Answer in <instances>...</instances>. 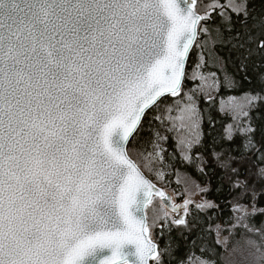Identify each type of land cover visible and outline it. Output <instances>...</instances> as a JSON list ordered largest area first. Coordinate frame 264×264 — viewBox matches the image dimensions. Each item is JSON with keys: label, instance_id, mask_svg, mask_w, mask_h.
I'll use <instances>...</instances> for the list:
<instances>
[{"label": "snow or ice", "instance_id": "6c2138e0", "mask_svg": "<svg viewBox=\"0 0 264 264\" xmlns=\"http://www.w3.org/2000/svg\"><path fill=\"white\" fill-rule=\"evenodd\" d=\"M195 4L0 0V264H165L173 246L153 239L157 220L150 224L146 211L153 197L161 202V236L165 226L192 233L200 223L189 219L191 198L176 204L149 178L164 180L162 169L175 162L162 145L178 121L190 133L177 145L186 149L182 160L208 177L196 185L199 192L211 190L209 168L218 169L217 191L226 185L231 197L228 231L259 234L258 242L248 240L243 264H264V222L249 224L264 216V143L255 140L248 118L264 100V14L253 15L248 0H231L236 21L222 12L213 26L219 5L199 15ZM204 37L227 48L233 71L219 56L209 63ZM250 67L258 70L257 84L245 93L248 111L241 107L237 123L225 129L229 146L193 157L200 139L191 133L207 111L200 99L212 105L209 92L251 84ZM186 79L193 87L185 91ZM195 208L219 205L203 200ZM223 230L216 226L218 236Z\"/></svg>", "mask_w": 264, "mask_h": 264}, {"label": "trees", "instance_id": "16d2710c", "mask_svg": "<svg viewBox=\"0 0 264 264\" xmlns=\"http://www.w3.org/2000/svg\"><path fill=\"white\" fill-rule=\"evenodd\" d=\"M231 3V0H197L195 10L200 14H205L210 10L209 6L216 4L219 5L214 10H212V21L213 26L217 25L221 21L220 13H224L225 16L231 14V10L227 7ZM249 9L252 11L253 15L264 14V0H248ZM202 14V15H203ZM232 20L235 22L237 17L231 14ZM201 27L204 26V22H201ZM206 39V55L209 58V63H213L212 57L219 56L222 58L223 62L228 64V70L233 71L231 63L228 62V51L227 48L222 47L219 44L213 46V41L209 37H204ZM201 39L197 40V43H201ZM197 50L194 48L189 56L187 62V73L191 74L192 66L196 61ZM205 71H215V69H205ZM257 69L249 68L248 76L251 84L248 81L243 82V87L236 88L234 90L221 89L219 94L214 91L209 92V95L215 96L214 104L208 105L204 103L203 98L199 101V107L201 109H207L203 113V116L199 115L196 118V128L191 135L199 137L200 143L195 146L194 151L191 153L195 157L196 153L199 152L203 154L206 158H210L211 152L215 147L219 150L220 147L229 146L226 141L223 140L225 129L229 125H235L238 120V111L241 107L245 111H248L247 97L245 93L249 91L250 88H255L256 73ZM237 80L241 79V76L236 77ZM198 83V82H197ZM193 87V84L187 79L184 81V89L187 90ZM179 99V98H176ZM168 103L173 102L172 97L166 98ZM179 105H177V109ZM177 109L173 110V115H177ZM152 113H149L151 115ZM211 117V122L209 120ZM236 117L237 119H234ZM251 120L252 127L256 129L254 133V138L258 143H264V100H261L258 104L252 106L249 112V117ZM177 129L171 132H166L164 135L168 137L167 142L162 146L167 150L165 155L174 154L175 162L171 167H165L162 169L167 173L164 180H157L155 175H151L149 178L159 185L163 189L171 191L177 200H181L187 192H192L197 188V184L203 186L208 181V177L201 175L195 164H187L181 158V152L186 151V149L181 145L177 147L178 143L182 139L189 137L190 133L187 128L180 129L179 121L177 122ZM170 126L169 124L165 125ZM240 137L237 135L236 143H239ZM135 158V157H134ZM147 175V171L145 172ZM209 175L211 176V190L207 193H201L206 200H212L219 205V208L214 211L197 212L194 205L189 206V211L192 217H199L200 223L197 224L196 229L192 233H188L183 229H176L173 226L171 232L167 226H165L164 234L161 236L159 230V224L161 221L158 217L161 215V202L157 197H153V203L148 207L147 215L149 223L151 224L153 220H157V226L152 230V236L155 242H157L161 248H163L169 241H171L173 246V253L171 257L166 256L165 264H205L207 260H213L215 264H231L230 257L226 255L225 249L217 243L216 240V226L220 225L224 230L220 233L227 237L228 244L237 242V239L243 242L249 239L251 233L244 232V229L240 227L232 229L231 233L228 229L231 227L232 216L231 205L228 200L231 198L228 192V188H225L222 192H218L219 186V176L220 171L216 169L209 168ZM189 179H187V178ZM178 193H183L178 195ZM235 195V193H233ZM242 203L246 201H241ZM260 206H264V197L260 199ZM211 218V219H209ZM264 222V216L257 215L254 218L249 219V224L253 225L255 228H260ZM253 223V224H251ZM211 229V231H206ZM181 232L187 237V240L182 238ZM203 236V239H198V237ZM243 236V237H242ZM196 240L193 244L192 241ZM211 249V251H201V248Z\"/></svg>", "mask_w": 264, "mask_h": 264}, {"label": "rangeland", "instance_id": "374dc122", "mask_svg": "<svg viewBox=\"0 0 264 264\" xmlns=\"http://www.w3.org/2000/svg\"><path fill=\"white\" fill-rule=\"evenodd\" d=\"M197 1V0H196ZM208 12V11H207ZM200 14V13H199ZM203 14V13H202ZM200 14V15H202ZM187 178V177H186ZM189 179V178H187ZM190 180V179H189ZM153 182V181H152ZM154 183V182H153ZM155 184V183H154ZM157 185V184H156ZM159 186V185H158ZM160 187V186H159ZM163 189V188H162ZM164 191L168 192L172 198V201L176 204L180 203L182 204L183 203V200L186 199V198H191L194 203L192 205L195 206V203H198V202H201L203 200H206L201 192H199V189H195L194 191L192 192H187L185 194V196L181 199V200H177L175 198V195L167 190L166 188L163 189ZM169 214L170 216H175L177 215L176 213H171L170 210H169ZM179 215H183V209L180 210V213ZM253 224V223H251ZM241 228V227H240ZM241 229H244V228H241ZM244 232H247L246 229L243 230ZM251 237L249 239H252V240H256L257 242L259 241V234L258 233H251L250 235ZM243 237V236H242ZM249 239H246L243 240V242H241L240 240L237 239V242H232L231 244L229 243L228 244V239L226 236L222 235L221 233H219V236L217 235V232H216V240L218 241L219 240V244L222 246L223 249H225V252H226V255H228L230 257L229 261L231 264H243V255L245 253V251L248 249L249 245H248V240Z\"/></svg>", "mask_w": 264, "mask_h": 264}, {"label": "water", "instance_id": "95a60500", "mask_svg": "<svg viewBox=\"0 0 264 264\" xmlns=\"http://www.w3.org/2000/svg\"><path fill=\"white\" fill-rule=\"evenodd\" d=\"M195 5H196V4H195ZM194 10H195V6H194ZM195 11H196V10H195ZM197 14H199V13H197ZM199 15H200V14H199ZM155 185H156V184H155ZM156 187L159 188V189H162V188L159 187L158 185H156ZM162 190H163V189H162ZM166 194H167L169 197H171L169 193H166ZM158 198H159V197H158ZM159 199H160V198H159Z\"/></svg>", "mask_w": 264, "mask_h": 264}]
</instances>
